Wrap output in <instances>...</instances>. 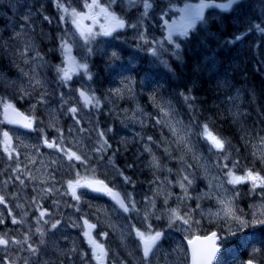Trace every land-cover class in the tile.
<instances>
[{
	"label": "rangeland",
	"instance_id": "1",
	"mask_svg": "<svg viewBox=\"0 0 264 264\" xmlns=\"http://www.w3.org/2000/svg\"><path fill=\"white\" fill-rule=\"evenodd\" d=\"M210 1L98 0L100 6L120 19L129 18V30L122 35H95L85 42L72 23L71 13L73 9L88 13L85 4L92 0H0V196L4 197L0 203V238L8 241L0 244L4 254L0 264H12L9 256L38 229L48 231L43 248L26 256L24 264H98L85 232L103 245L107 252L105 264H190L187 239L212 230L226 235L229 225L236 229V236H228L227 243H221L230 252L241 254L239 242L245 246L242 238L253 232L256 235L250 239L255 243L245 246L248 253L235 259L224 253L217 264H246L254 256L253 247L261 250L255 254V264H264L259 231L263 225L240 231L234 217L226 215L228 207L247 220L264 211V188L256 187L259 193L244 205L239 198L241 187L252 182L230 184L227 173L231 170L240 176L249 168L241 173L227 163L233 156L230 143L208 128L225 142L222 151L212 147L202 134L203 124L182 114L156 76L145 70L140 75L134 71L146 56L145 61L155 65L160 78L174 73L169 56L181 62L186 49L194 53L191 40L199 47L193 31L197 26L205 30L201 40L208 35L215 38L207 51L202 50L203 66L209 68L220 60L217 50L226 39L229 45L225 43V49H229L247 45L249 27L257 26V32H264V26H258L264 23L263 3L261 19L240 20L235 16L232 21L243 23V28L236 27L227 37L209 28L215 20L227 21L214 10L211 14L208 10L201 13L202 18L209 14L208 18L201 25L197 20L188 36H181V18ZM254 1L259 5L263 0ZM146 2L151 5L149 8L144 7ZM64 7L68 8L67 13ZM138 7L141 8L134 11ZM186 8L188 12L184 11ZM91 15L98 22L84 19L82 26H92L94 32H100L101 25L107 28L110 18L101 14L99 8L92 9ZM70 27L72 32L68 31ZM241 32L243 37L235 44V34ZM140 41L149 43V48L131 45ZM63 42L70 46L67 53L61 47ZM124 49L129 54L126 59ZM97 53L99 70L89 65V56ZM84 63L88 65L87 72L75 70V65ZM57 69H68L71 79L62 80L63 73ZM225 76L220 73L217 80L213 79L221 91L217 101L223 105L225 115L236 119L246 89L235 87ZM175 88L176 84L169 87L171 91ZM81 91L93 97L91 104H86ZM179 95L186 103L184 94ZM7 104L22 108L35 121L34 131L15 127L4 112ZM256 127L248 128V141L256 154L255 161L263 169L264 132L261 133L260 125ZM4 132L8 133L7 138ZM46 140L54 141L56 146L49 147ZM73 152L81 160L69 159ZM252 171L264 177L263 171ZM185 176L191 184L183 180ZM77 180L81 184L106 181L123 197L127 196L129 211L125 212L107 195L76 186ZM70 181L78 200L73 198ZM181 181L186 192L180 187ZM173 209L190 217V223L176 220L170 226ZM41 212L46 214L41 217ZM85 220L95 228L89 229ZM149 225L153 232L162 231L163 239L145 259L136 230L147 234ZM252 228L256 229L251 231ZM232 238L235 240L230 244L228 240Z\"/></svg>",
	"mask_w": 264,
	"mask_h": 264
},
{
	"label": "trees",
	"instance_id": "2",
	"mask_svg": "<svg viewBox=\"0 0 264 264\" xmlns=\"http://www.w3.org/2000/svg\"><path fill=\"white\" fill-rule=\"evenodd\" d=\"M139 8L141 7L134 11ZM212 27L216 31L223 30L216 23ZM223 31L226 32V30ZM247 38V45L231 47L230 51L219 55L220 60L210 68L203 66L202 50L206 48L204 43L200 41L197 47L191 40L194 53L190 54L189 48L186 49L181 62L170 55L169 62L172 63L174 73L166 75L163 81V91L167 97L176 101L185 117L190 116L203 124L202 126L207 125L212 132L230 143L233 156L227 163L232 167L235 164L233 169L238 172L242 170L241 173L244 172L245 167L264 172V168L262 169L261 165L255 161L256 154L253 153L252 143L248 141L249 127L257 128L256 126L260 125L261 133L264 132V34L251 32ZM147 44L149 43L145 41L136 43L146 50L149 48ZM200 69L202 71L199 73ZM206 69L209 72L213 69L214 72L209 74ZM220 73L225 74L226 80L235 87L246 89L243 91L245 101L236 119L225 115L223 105L217 101L221 91L219 85L217 86L218 83H215L213 79L217 80ZM174 84L176 88L171 91L169 87ZM179 93H183L185 98H188L185 99L186 103ZM241 190L242 202L246 205L259 189H253L248 182L242 185Z\"/></svg>",
	"mask_w": 264,
	"mask_h": 264
},
{
	"label": "snow or ice",
	"instance_id": "3",
	"mask_svg": "<svg viewBox=\"0 0 264 264\" xmlns=\"http://www.w3.org/2000/svg\"><path fill=\"white\" fill-rule=\"evenodd\" d=\"M115 2V0H113ZM236 0H229L228 4L224 5H217L218 7L222 8H229L232 3H235ZM151 5L149 3H145L144 7L149 8ZM212 5L201 3L194 11L186 15L185 17H182L183 23L180 25L179 28V34L181 36L187 37L188 36V30L193 29L196 21L202 19L201 13L202 10L206 7H211ZM85 7L89 9L88 13H81L77 12L75 9L72 10L71 16H72V23L76 25V27L80 30V36H82L85 40V42H88L90 38L94 37L95 35H111L113 31L116 30V28H123L125 27V22L123 19H120L117 17L114 13H111L108 11L106 7H102L99 5L98 0H92V3H86ZM94 8H99L100 13L104 14L106 18H110L111 21L113 22L110 24L108 28H105L104 25H101V30L100 32H94L92 26H82L81 21L84 19H91L93 21V24L98 22V18L96 16L91 15V10ZM185 12H188V9L186 8L184 10ZM64 12H68V8L64 7ZM63 19V17L61 18ZM172 30H169V35H168V40H172ZM179 44L176 45L177 48H179ZM62 49L65 51V53L70 51V46L67 45L66 42H63L61 45ZM90 51V49H89ZM113 57H116V53H112ZM70 60H74V58L70 57ZM83 69L84 72L88 71V65L86 63L84 64H77L75 65V70ZM58 72H62L63 75L61 76L62 80H70L71 75L70 71L68 69H57ZM91 77L89 76V79ZM117 93H119V89L115 90ZM80 96L84 98L86 104H91L93 101V97L88 96L87 93L81 91ZM185 99H188L187 97ZM98 105V101L96 102ZM13 108L11 104L5 105V111L7 112L8 109ZM73 113H75L77 110L75 108L71 109ZM25 120L28 118L25 117ZM10 122H17V121H10ZM25 127H31V122L27 123L24 125ZM202 134L204 135L205 139L209 141L212 145V147L218 149V150H223L225 142L213 134L211 131L208 130L207 125L203 126V132ZM4 137H8V133L4 132L3 133ZM103 135V133H101ZM151 139V137H149ZM45 143L48 144L49 147H54L55 142L49 143L47 140ZM7 150V148L5 149ZM75 158L76 160H81V157L76 155V153H70L68 158L72 159ZM155 162V161H154ZM238 163V162H237ZM158 166V164H157ZM225 168L228 167L227 164L224 165ZM235 167V164L233 165ZM229 176V180L227 181L230 184H239V183H244L246 181H251L253 189L256 187H262L264 188V177L260 176L259 173H254L251 169H247L245 171L244 175L237 176L233 171L229 170L227 173ZM125 180H128L127 177L124 178ZM183 180L188 181V184H191V181L188 180V177L185 176ZM98 184L100 187H95L93 190L98 191V192H106L109 195H112L114 199H116V202L119 204L120 208L123 209L125 212L129 211V205L125 202L128 198L127 196L125 197H120L118 193H113L111 189H108L106 185H104L103 181H94V182H85L84 184H81L80 180H77L75 182L76 186H82V187H93V184ZM180 187L182 189H185L186 192V185L184 184L183 181L180 182ZM69 188H73V198L74 199H79V196L76 195L75 190H74V185L70 181L69 182ZM235 195H239V193H236ZM4 202V197L0 196V203ZM166 202V201H165ZM223 203V201H221ZM230 203V202H229ZM134 207V204H133ZM46 213L41 212V217H43ZM226 215L234 217L236 221V226L237 229L240 231H243L244 229L248 227H255L257 225H264V211H261L258 215L253 214L251 220H247L242 218L241 215H235V213L232 211L231 207L227 208ZM159 219V217H157ZM176 220L181 221L184 224H189L190 223V217L185 218L184 216H181L179 212L175 209L171 210V215H170V226L172 223H174ZM15 223L16 221L13 220ZM59 221L53 223L51 225L52 228H55ZM84 224L89 228V229H94L95 225L90 224L87 220L84 221ZM148 232L147 234L143 231H140L139 229L136 230V236L141 242L142 249H143V257L145 259H148L150 254L153 252V248L157 246V242L161 240L163 237V232L162 231H152V226H148ZM37 231H40L39 229ZM84 235L88 237V243L92 247L93 250V258L98 262V264H105V257L107 256V252L105 251L104 247L102 244L98 243L90 234V232H85ZM105 236L107 235L106 233L104 234ZM256 234L250 233L249 237H244L242 238V242L247 246L248 244H254L255 241L250 239V237L255 236ZM228 236H236V229H234L231 225H229L226 235H220L217 232H211L209 235H205L203 237L196 236L194 239L189 240L188 243L192 245V254H191V259H192V264H213V261L216 259L217 253L221 251V241L227 243V237ZM8 241L0 238V244H7ZM31 247V246H29ZM33 252L36 251V249H32ZM225 253H228L230 251L229 248L224 249ZM259 248H252V252L254 254L252 259H249L246 261V264H255V254L260 253Z\"/></svg>",
	"mask_w": 264,
	"mask_h": 264
},
{
	"label": "water",
	"instance_id": "4",
	"mask_svg": "<svg viewBox=\"0 0 264 264\" xmlns=\"http://www.w3.org/2000/svg\"><path fill=\"white\" fill-rule=\"evenodd\" d=\"M124 22H125V21H124ZM112 23H113V22L111 21L110 24H112ZM110 24H109V26H110ZM125 25H126V23H125ZM124 28H125V27H123V28H116L115 31H117V30H119V29H124ZM113 32H114V31H113ZM6 113L10 116V118H11L13 121H17V122H15V124L18 125L19 127H22V128L28 129V130L32 129V127H33L32 122L30 121L29 117H28L27 115H25L21 110H19V109L13 107V108L8 109ZM25 117H27L28 119L25 120V119H24ZM29 122H31V127H30V128H29V127H25L24 125L27 124V123H29ZM99 181H103V180H99ZM103 183H104V185L107 186L108 189H111L113 193H118L117 191H115V190H113L111 187H109L104 181H103ZM95 187H100V185L94 183V184H93V187H91V188L89 187V188L93 190ZM93 191H95V190H93ZM95 192H98V191H95ZM99 193L107 194L106 192H99ZM118 194H119V193H118ZM119 195H120V194H119ZM110 196H111V198H112L113 200L116 201V199H114L112 195H110ZM120 197H121V196H120ZM189 245H190V244H189ZM190 250H191V253H192V245H190ZM216 256H217V255H216ZM214 261H215V260H214ZM214 261H213V262H214ZM191 264H192V261H191Z\"/></svg>",
	"mask_w": 264,
	"mask_h": 264
}]
</instances>
